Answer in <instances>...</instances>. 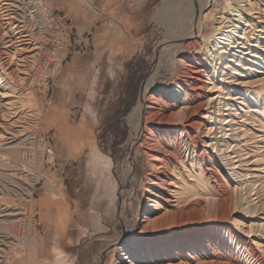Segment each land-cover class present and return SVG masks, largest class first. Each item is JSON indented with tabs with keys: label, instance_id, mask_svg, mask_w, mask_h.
Instances as JSON below:
<instances>
[{
	"label": "bare ground",
	"instance_id": "1",
	"mask_svg": "<svg viewBox=\"0 0 264 264\" xmlns=\"http://www.w3.org/2000/svg\"><path fill=\"white\" fill-rule=\"evenodd\" d=\"M262 1L187 0L177 33L156 46L138 98L126 116L128 134L121 154L112 163L120 186L117 211L121 236L103 245L97 264L104 259L108 264H264L253 241L230 224L236 222L230 216L237 207L242 182L238 186L232 179L225 180L218 158L208 149L213 148L217 155L225 152L224 130L228 129L223 124L230 120L220 118L226 114L220 112L221 106L229 109L223 100L250 104L256 117L253 121L264 129V84L236 95L223 94L220 84L226 75L222 69L230 68L229 74H235L232 66L245 54L249 37L255 31L264 32ZM73 2L84 4L95 15H108L107 10L97 9L93 0ZM178 2L162 0L159 9ZM51 6L52 0H0V181L11 184L15 193L25 192L30 203L27 214L21 203L6 207L0 185V223L25 220L30 234L37 207L35 186L44 177L38 160L43 155L48 162L53 155L51 148L40 145V134L53 123L46 107L56 110L59 106L58 101L46 100L40 107L34 86L47 92L48 80L54 81L65 69L62 48L56 46L52 55L48 54ZM207 25L211 30L208 35ZM176 60L181 69L174 85L156 88L160 69L176 71ZM243 115L250 119L248 112ZM240 122L245 126L244 119ZM242 130L238 134L240 151L251 158L264 148V132L260 130L256 136L258 143H263L256 147V143L247 144L254 137ZM19 148L22 153L16 150ZM10 152L12 159L7 157ZM25 153L29 157L25 158ZM46 184L51 187L53 182ZM196 185L205 190L201 197L192 191ZM136 202L139 211L133 209ZM255 225L250 221L249 230ZM9 231H0V264L9 262L8 250L19 243L20 237ZM56 261L62 262V256L56 255Z\"/></svg>",
	"mask_w": 264,
	"mask_h": 264
},
{
	"label": "rangeland",
	"instance_id": "2",
	"mask_svg": "<svg viewBox=\"0 0 264 264\" xmlns=\"http://www.w3.org/2000/svg\"><path fill=\"white\" fill-rule=\"evenodd\" d=\"M52 1V26L47 27L51 35L48 54L52 55L56 46L62 48L66 53L65 69L54 81L48 80L47 92L36 85L34 88L40 107L46 100L59 102L56 110L46 107L53 123L40 134L41 147L51 148L53 155L48 162L43 155L38 160L44 177L35 186L37 207L33 209L32 233L25 220L0 223V231H9L6 229L10 226L13 236L20 237L17 246L8 250L11 261L2 264H97L103 245L121 236L117 211L120 186L112 163L121 154L128 134L126 116L138 98L156 46L177 33L187 3L177 0L179 5L160 10L162 0H93L97 9L108 13L97 16L82 3ZM262 2L260 7L264 8ZM210 33L207 25L205 34ZM245 47L239 64L232 66L235 74H229L230 68L222 69L226 73L224 82H220L223 94H247L264 84V32L255 31ZM184 52L177 53L176 59ZM176 62V71L160 69L156 88L174 85L181 69V64ZM215 77L219 79L220 74ZM223 101L228 102L229 109L223 110L222 105L220 112L226 114L220 118L230 120L223 124L228 129L224 130L225 152L217 155L213 148L208 149L218 158V168L225 180L232 179L238 186L242 182L237 207L230 216L236 222L230 224L242 236L250 238L256 253L264 256V148L250 158L240 151L242 142H238L241 137L238 134L244 128L247 135L254 137L247 144L261 147L263 143H258L256 136L264 129L253 121L256 117L250 104ZM246 112L250 119L243 115ZM240 119H244L245 126H241ZM16 150L23 152L22 148ZM20 152L15 155L20 157ZM98 155L103 158L97 159ZM13 156L11 152L7 154L9 159ZM46 182L53 184L49 187ZM0 185L4 205L14 207L21 203L27 214L30 203L26 193H15L14 187L5 181H0ZM192 191H197L198 197L205 192L197 185ZM139 196L144 197L143 190ZM133 209L139 211L137 202ZM250 221L256 223L253 231L248 227ZM56 255L62 256L63 261H56ZM101 264L108 261L104 259Z\"/></svg>",
	"mask_w": 264,
	"mask_h": 264
}]
</instances>
